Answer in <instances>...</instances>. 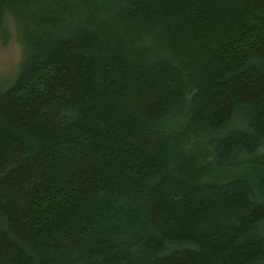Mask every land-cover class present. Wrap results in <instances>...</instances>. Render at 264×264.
<instances>
[{
  "label": "trees",
  "instance_id": "1",
  "mask_svg": "<svg viewBox=\"0 0 264 264\" xmlns=\"http://www.w3.org/2000/svg\"><path fill=\"white\" fill-rule=\"evenodd\" d=\"M0 264H264V0H0Z\"/></svg>",
  "mask_w": 264,
  "mask_h": 264
},
{
  "label": "rangeland",
  "instance_id": "2",
  "mask_svg": "<svg viewBox=\"0 0 264 264\" xmlns=\"http://www.w3.org/2000/svg\"><path fill=\"white\" fill-rule=\"evenodd\" d=\"M20 57L21 48L14 36L6 43L0 40V89L13 81Z\"/></svg>",
  "mask_w": 264,
  "mask_h": 264
}]
</instances>
